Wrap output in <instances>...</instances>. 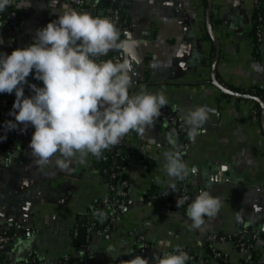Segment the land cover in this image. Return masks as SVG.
Returning <instances> with one entry per match:
<instances>
[{"label": "crops", "instance_id": "obj_1", "mask_svg": "<svg viewBox=\"0 0 264 264\" xmlns=\"http://www.w3.org/2000/svg\"><path fill=\"white\" fill-rule=\"evenodd\" d=\"M116 3L125 10L121 36L135 41L134 56L118 49L117 59L128 60L130 94L164 92V107L176 111L182 125L171 131L176 143H165L170 127L161 114L143 131L124 137L131 154L125 173L128 203L108 239L87 230L96 221L104 226L96 210L110 196V178L96 157L89 153L67 169L53 158L41 167L29 148L34 128L17 129L6 163V145L0 141V237H10L0 250V264L34 259L59 264L65 256L72 258L70 264H120L129 260L139 235L162 253L177 246L190 251L187 264H222L224 259L264 264V104L257 111L253 99L232 90L264 89V40L258 43L255 36L264 0H127L126 8L123 0ZM69 7L105 17L104 7L89 9L80 0H14L5 9L11 20L0 24L5 41L0 51L10 54L29 45L37 28ZM27 79L42 86L31 74ZM0 95L6 116L14 119L9 111L15 94ZM25 95H31L27 85ZM200 106L209 118L193 139L184 117ZM169 151H179L186 163L183 179L167 175L164 153ZM181 183L191 198L178 208V197H184ZM201 190L222 203L215 216L205 215L193 227L187 208ZM213 232L235 239L246 232L252 247L241 250L234 240L209 245L204 236Z\"/></svg>", "mask_w": 264, "mask_h": 264}, {"label": "clouds", "instance_id": "obj_2", "mask_svg": "<svg viewBox=\"0 0 264 264\" xmlns=\"http://www.w3.org/2000/svg\"><path fill=\"white\" fill-rule=\"evenodd\" d=\"M13 3L0 0V11ZM55 13L56 19L35 30L32 43L10 54L0 51V94H15L9 111L14 119L4 122L5 131L33 127L29 148L35 163L43 167L55 158L57 167L67 169L73 160L82 163L89 153L100 158L103 150L120 143L131 130L143 131L168 100L163 91L130 94L133 85L127 59L97 62L114 49L134 56L135 41L122 38L111 19L70 7ZM4 43L0 36V45ZM30 74L42 86L30 82ZM26 85L31 95H25ZM208 118L204 106L189 109L184 117L188 135L194 139ZM170 143L176 141L170 138ZM164 168L171 178L183 179L187 172L179 151L164 153ZM187 199L178 197L177 207ZM221 203L201 190L187 208L193 227H199L205 215L215 216ZM153 256L156 264H186L189 259L180 246L167 255ZM126 264L149 261L136 255Z\"/></svg>", "mask_w": 264, "mask_h": 264}, {"label": "built area", "instance_id": "obj_3", "mask_svg": "<svg viewBox=\"0 0 264 264\" xmlns=\"http://www.w3.org/2000/svg\"><path fill=\"white\" fill-rule=\"evenodd\" d=\"M102 0H80V4L83 7H87L89 9H98L100 7V2ZM110 5L105 9V17L111 19L117 26V28L120 26V15H119V8L115 6L117 0H109ZM11 19L6 17L3 18L0 15V24L9 22ZM255 36L258 43L262 42L264 40V18L262 16L259 17V22L255 29ZM118 50L114 49L109 51V53L106 56L97 58V62L99 60H108L111 59L113 61H116L118 59ZM14 93V92H13ZM255 93V89H254ZM6 95V93H3ZM264 96V94H263ZM0 97H2L0 95ZM6 97V96H5ZM3 97L0 99V136H5L6 139H2L0 141H3L5 143V155L3 157V162H8L10 158V154L12 150L15 147V130L12 131H5L3 124L5 121L12 119L7 118L6 116V109H4L2 102ZM160 114L169 124V129L166 131L165 136V143L168 144L170 141V138L172 137V127H181V122L179 121V115L176 111L168 108L163 107L161 109ZM127 135V134H126ZM125 135V136H126ZM124 136V137H125ZM124 137L121 138V142L113 145L114 147H117V154H121V160L120 163H115L114 165L107 166L103 169L104 172L109 174L110 178V196L104 202L100 207L96 210L97 216L102 217L101 219L104 222V226L98 230H93V226L89 225L87 230L88 232H97L102 233L105 235L106 238H111V232L117 223V220L121 214V212L126 208L128 203V189H129V181L125 177V173L127 170L128 161H126L125 157L128 154V150L125 148L124 145ZM95 157V156H94ZM105 163L109 162V154L108 149L103 150V155L99 158ZM147 167V165H146ZM186 187L181 183L179 187V191H181L184 195V197H187L188 199L185 200L186 203L190 200L191 196L186 191ZM165 205L170 208L172 211H175L173 208V203L171 201H166ZM246 232L241 234L236 239L232 237L231 235L222 234L219 232H213L208 233L204 236V240L209 245H213L216 242H225L227 240H234L237 247L241 250H247L252 247V243L247 239ZM10 242V237L2 236L0 237V250ZM152 247L151 243L148 241V239L145 237V235H139L137 238V246H135V249L137 251V255L145 256L147 248ZM174 250L165 251L161 254V256L167 255L168 253L172 252ZM187 253L189 259L186 262V264L193 258V255L190 251L183 250ZM214 255H219L215 249H212ZM130 260V258H129ZM128 259H122L120 261V264H126ZM72 262V258L69 256H65L61 261H59V264H70ZM16 264H45L42 261L39 260H31L29 262H17ZM222 264H228L227 260L224 259Z\"/></svg>", "mask_w": 264, "mask_h": 264}, {"label": "trees", "instance_id": "obj_4", "mask_svg": "<svg viewBox=\"0 0 264 264\" xmlns=\"http://www.w3.org/2000/svg\"><path fill=\"white\" fill-rule=\"evenodd\" d=\"M108 5H110V4H107V6H106V4H103L102 1L100 2V7H104L105 9L108 7ZM0 15L3 18H6L8 16L6 10L0 11ZM254 89H255V93H254ZM232 90H234L237 93H243L246 97L253 99L254 102H255L257 111H259L261 109V106L264 104V96H263L264 89H258V88L253 87V88H251L249 90H246V91H241L240 89H237V88H232ZM7 118H11V117H7ZM108 154H109V162L108 163H105L101 159L96 158L97 161L100 163V166H101L102 169L106 168L107 166L109 167L110 165H114L116 162L120 163L122 155L121 154H117V147L110 146L108 148ZM130 156H131V154L128 153L127 156L125 157L126 161L129 160ZM107 175L109 176V174H107ZM94 224L95 223H90V225H94ZM96 226H98V228H101L100 226H102V225L99 222L96 221Z\"/></svg>", "mask_w": 264, "mask_h": 264}, {"label": "water", "instance_id": "obj_5", "mask_svg": "<svg viewBox=\"0 0 264 264\" xmlns=\"http://www.w3.org/2000/svg\"><path fill=\"white\" fill-rule=\"evenodd\" d=\"M123 1L126 2L124 4L123 8H126L127 7V0H123ZM102 3L107 5V4L110 3V1L109 0H102ZM115 6H117V3L115 4ZM119 15H121L122 16L121 19H123L124 15H125V10L119 11ZM172 132L176 133L177 132V128L176 127L172 128ZM93 228L96 229L97 226H95V227L93 226ZM85 229H86V227H82L81 228V235L83 234ZM153 253H156V257H161L162 251L158 247H149V248H147L145 257L148 259L149 264H156V258H154ZM135 254H137V251H136V249H133L131 251L130 259H132Z\"/></svg>", "mask_w": 264, "mask_h": 264}]
</instances>
